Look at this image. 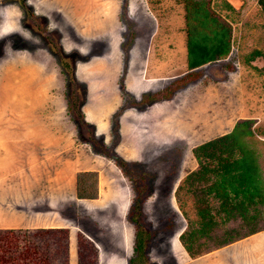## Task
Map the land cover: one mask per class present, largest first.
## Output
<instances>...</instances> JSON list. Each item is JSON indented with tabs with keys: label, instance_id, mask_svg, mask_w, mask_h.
I'll return each mask as SVG.
<instances>
[{
	"label": "rangeland",
	"instance_id": "rangeland-1",
	"mask_svg": "<svg viewBox=\"0 0 264 264\" xmlns=\"http://www.w3.org/2000/svg\"><path fill=\"white\" fill-rule=\"evenodd\" d=\"M18 1L0 0V218L7 211L12 217L20 205L26 214L55 211L59 225L69 228L48 233L45 227L53 223L44 219L30 224L34 228L0 229L21 231L12 235L15 246L8 252L10 237L0 235V254L16 255L35 245L39 256H50V264H70L71 230L76 232L72 264H126L138 228L128 220L130 206L140 197L148 264H264V209L255 233L219 246L226 232L243 235L248 228L239 219L219 223L199 239L200 253L191 257L178 236L187 220L196 219L197 225L200 205L196 202L195 209L196 192L180 190L184 216L175 192L197 167L192 148L241 119L253 121L248 142L256 147L264 178V14L258 0H208L231 27V50L199 67L200 76L175 92L166 109L158 106L166 133L163 141L153 138L150 144L142 138L130 143L135 134L149 133L143 123L133 121L136 129L128 121L135 114L155 115L145 112L152 101L132 103L159 81L188 71L182 0H24L28 10ZM255 50L262 55L249 59ZM57 51L70 54L87 125L73 118ZM144 81L155 82L144 91ZM121 107L125 110L116 115ZM131 144L141 149L137 161L131 159ZM103 145V152L94 150ZM114 155L129 163L126 171ZM83 171L92 173L85 185L94 182L89 188L95 187L97 201L75 195L76 175ZM210 201L216 208L217 202Z\"/></svg>",
	"mask_w": 264,
	"mask_h": 264
},
{
	"label": "trees",
	"instance_id": "trees-1",
	"mask_svg": "<svg viewBox=\"0 0 264 264\" xmlns=\"http://www.w3.org/2000/svg\"><path fill=\"white\" fill-rule=\"evenodd\" d=\"M182 2L184 7L186 67L188 71L170 81L161 90L145 95L143 101L170 98L175 91L185 87L189 82L200 76L199 67L227 56L231 50V27L228 22L219 18L211 9L208 0H182ZM258 4L264 14V0H258ZM21 7L23 9L27 8L23 2ZM50 45L56 52L57 46L53 41L50 42ZM56 55L66 74L73 118L78 117L77 121L87 125L80 109V100L77 94L79 83L74 76L70 54L57 51ZM259 55H262V53L255 50L249 59ZM262 57L264 58V55ZM247 62H249L248 59ZM120 88L121 91L124 90L122 83H120ZM123 108L125 107H121L115 114L118 115ZM252 124L251 119L238 120L229 132L204 141L192 148L197 167L181 179L175 191L176 201L184 216L183 204L178 196L180 190L189 191L192 195L196 192L195 209L196 202L200 205L197 210L199 217L197 225L196 219L187 220L186 229L178 236L183 248L191 257H195L200 253L198 247L202 243L199 239L208 237L213 228L219 223L239 219L242 225L248 227L243 235L231 236L226 232L227 236L217 243L219 246L232 242L237 237H244L259 230L257 219L264 209V178L257 162L256 147L248 142V139L255 132ZM93 140V137L89 139L91 145ZM103 147L104 145L99 146L100 149L94 150L101 153L104 151ZM112 158L126 171V166L129 164L126 160L117 155L112 156ZM91 174L90 171L77 173L76 195L78 198L96 197L95 187L92 190L89 188L92 184L94 185V182H91L88 187L85 185L86 177ZM141 192L147 196L144 190ZM210 200L217 202L216 208L213 207ZM130 207L131 213L128 220L138 228L134 235L132 255L128 258L127 264H148L146 245L149 236L139 217L140 197H136ZM218 216H220L219 221H217ZM46 231L48 233H65L63 229H47ZM17 232L21 233V231L14 230L0 231L3 238L10 237L9 242H7V252L15 246L12 243V235ZM61 238L63 247L66 248V236ZM13 240L19 241L20 239L14 238ZM22 240L24 241V238ZM1 252L0 264H50L48 261L50 256L44 252L39 256L35 245L32 248H25L16 255L14 251L6 253L7 255L3 254L2 250Z\"/></svg>",
	"mask_w": 264,
	"mask_h": 264
},
{
	"label": "crops",
	"instance_id": "crops-1",
	"mask_svg": "<svg viewBox=\"0 0 264 264\" xmlns=\"http://www.w3.org/2000/svg\"><path fill=\"white\" fill-rule=\"evenodd\" d=\"M175 79V78H174ZM173 80V79H172ZM172 80H170V81H172ZM163 81V80H162ZM162 81H159L158 83H156V84H158V85H155V87H154V90L153 91H151V92H145L144 94H143V97L141 98V100L140 101H138V102H133L132 104L134 105V104H144L146 101H143V99H144V97H145V95H150V94H152V93H155V92H157V91H159V90H161L162 88H164L165 86H167L169 83H170V81L169 80H166L163 84H161V82ZM155 81H152L151 83H148V82H145L144 81V86H143V90L144 91H146V89L148 88L147 87V85H149V84H152V83H154ZM123 83V82H122ZM126 87L129 89V90H135L134 88H133V86H131L130 84L128 85H126ZM150 87V86H149ZM184 88V87H183ZM183 88H181V89H179V90H177V91H180V90H182ZM177 91H175V92H177ZM125 93V94H123V93ZM174 92V93H175ZM120 93L123 95V96H125L126 95V92H125V90H123V91H121V89H120ZM174 93H173V95H174ZM172 95V96H173ZM171 96V97H172ZM170 98H167V99H160V100H149V101H152V105H150L149 107H150V109L148 108L147 110H145V112H154L155 113V115H139V114H135V115H133L131 118V120H129L128 121V124L130 125V126H132V127H134V128H138L139 126H137L136 124H133V121H139V123H140V127H141V124L143 123L144 125H146L145 126V128H146V134L147 133H149L150 134V136H148V135H138V134H135L134 135V137H133V139H131L130 140V143L131 142H136L138 139H147V141L149 142V144L150 143H152V140H153V138H155V140H154V142L157 140L158 142H161V141H163L164 140V137H165V133L166 132H164V128H165V125H163V123H162V120H161V110L164 108V109H166V106H165V104L168 102L167 100H169ZM158 106H160L162 109H160L159 110V107ZM158 107V108H157ZM123 110H125V108L123 109ZM122 110V111H123ZM157 110H158V112H157ZM160 111V112H159ZM124 119H125V115H122V117L120 118V134L122 135L123 134V127H124V124H123V122H124ZM154 121V122H153ZM126 124V123H125ZM234 124H235V122H233V124H232V128H233V126H234ZM127 125V124H126ZM231 128V129H232ZM230 129V130H231ZM151 130H153V131H155L156 133H153L154 135L152 136L151 135ZM229 130V131H230ZM228 131V132H229ZM225 133H227V131L225 132ZM159 135V136H162V138L161 139H159V138H157V136L156 135ZM222 134H224V133H222ZM221 135V134H220ZM161 140V141H160ZM147 144L148 143H146V144H143L141 147H145V146H147ZM132 145V151L134 152V157H132L131 159L133 160V161H137V160H139V158H140V156H141V154H140V151H141V149H139V151L137 152L136 150H134V145L133 144H131ZM133 152H132V154H133ZM136 154V155H135ZM125 160V159H124ZM160 166H162V165H160ZM76 195V194H75ZM80 199H84V200H92V201H97V197H94V198H80ZM111 199H116V198H111ZM8 203L7 204H5V207H4V209H8ZM18 206H20V205H16V206H14V211H16L14 214H13V216L12 217H9V214H8V211L0 218V229H4V228H15V229H19V228H17V227H24V228H34V226H36L35 224L36 223H40L41 221H43L44 219L46 220V222H48V223H53L52 225H49V227H45V228H47V229H60V228H69V227H63V226H60L59 225V222H60V220H61V218H59L58 220H57V215H56V212L54 211V212H49V213H47V214H49V216H47V214L46 213H43V212H36L34 209H33V211H31V214H26V210H25V212H22L21 210H19V207ZM20 208H22V206H20ZM48 210V209H47ZM23 213L25 214V217L23 216ZM33 213V214H32ZM7 224H11L10 226H7L6 227V225ZM12 224H14V226H12ZM30 224H34V226H32V227H30ZM114 224L115 225H118L119 226V222L118 221H114ZM120 227V226H119ZM36 228V227H35ZM44 228V229H45ZM69 232H70V238H69V242H68V253H69V260L71 261L70 262V264H72L74 261H72V260H74V258H76V248H75V245H73V242H72V239L74 238V236L76 235V232H74V233H72V231L71 230H69ZM133 239H134V237H133ZM256 245H258V244H256ZM111 251V250H110ZM118 255H119V253H117ZM126 264H127V261L125 262Z\"/></svg>",
	"mask_w": 264,
	"mask_h": 264
},
{
	"label": "flooded vegetation",
	"instance_id": "flooded-vegetation-1",
	"mask_svg": "<svg viewBox=\"0 0 264 264\" xmlns=\"http://www.w3.org/2000/svg\"><path fill=\"white\" fill-rule=\"evenodd\" d=\"M22 2L25 4L24 0H19V1H18L20 7H21V3H22ZM25 6H26V5H25ZM26 7H27V6H26ZM21 8H22V7H21ZM25 9L28 10L29 8L27 7V8H25ZM33 20H34V19H33ZM50 42H51V41H50ZM50 47H52V46L50 45Z\"/></svg>",
	"mask_w": 264,
	"mask_h": 264
}]
</instances>
